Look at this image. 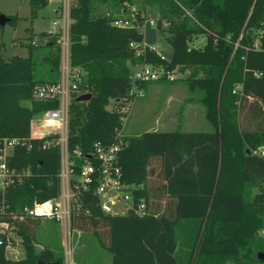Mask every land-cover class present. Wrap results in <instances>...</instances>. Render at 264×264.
<instances>
[{
    "label": "trees",
    "instance_id": "16d2710c",
    "mask_svg": "<svg viewBox=\"0 0 264 264\" xmlns=\"http://www.w3.org/2000/svg\"><path fill=\"white\" fill-rule=\"evenodd\" d=\"M28 3L33 17L48 2ZM134 5H141L135 14L140 26L141 13L148 7L157 11L156 27L171 49L164 67L190 71L187 89L198 93L194 101L210 131L119 137L122 109L131 101L126 62H159L153 50L142 47L137 27L112 24L128 21L123 14ZM99 7L108 11L96 14ZM69 17V65L83 73L81 89L91 99L70 102L68 151L86 155L95 142L110 145L121 139L123 181L135 187L134 203L146 204L141 218L109 217L88 195L83 204L89 215L74 216L70 231L91 235L110 264H264V237L259 236L264 234V155L257 154L264 147V0H77ZM8 18L13 27L22 19ZM27 50L26 57L0 54V140L27 138L32 118L57 107L20 105L30 101L35 86L54 84L60 76L55 38ZM41 143L32 141L30 151L16 149L9 161L29 176L0 195V203L9 206L0 223L13 227L24 256L9 261L5 250L11 242L0 234V264H64L49 247L36 250L39 219L15 220L9 214L59 192V151H42Z\"/></svg>",
    "mask_w": 264,
    "mask_h": 264
},
{
    "label": "built area",
    "instance_id": "2783aa9c",
    "mask_svg": "<svg viewBox=\"0 0 264 264\" xmlns=\"http://www.w3.org/2000/svg\"><path fill=\"white\" fill-rule=\"evenodd\" d=\"M61 5V10L56 14L58 19L51 22L52 30L47 36H41L39 42L31 40V46L45 45L49 39L55 38L61 51L60 76L54 84H43L34 87L30 102L56 103L55 109L42 112L30 124L27 138H5L0 140V195L4 197L9 187L29 176L28 171L19 172L9 166L16 149H32V141H41L42 151L57 148L59 151V179L58 194L42 203H33L20 210L9 214L15 220H45L58 225L61 232L69 234L71 220L74 216L89 215V210L84 207V199L90 195L95 198L96 206L100 212L109 217H125L134 215L141 218L146 215V204L143 200L134 203L132 191L134 186H129L123 181V174L118 163L119 153L122 150V140L105 145L95 142L88 154H83L79 149L68 151V113L70 102L74 97L83 95L81 89L83 73L69 65V26L71 20L69 12L77 0H47ZM63 26H60V23ZM113 26L117 28L130 27L128 21L116 20ZM150 25H155L149 21ZM258 40L255 46H258ZM130 47H135L133 44ZM148 47L146 45L142 46ZM149 49L155 50L151 47ZM140 52L137 53L139 55ZM156 53V52H155ZM157 55V54H156ZM155 64L141 63L130 76L131 87L128 97L133 100L143 97V90L138 87L141 83H155L158 81L173 82L177 79V69H168L164 64L169 63L161 55ZM240 86L236 88L239 90ZM85 92V91H84ZM81 93V94H80ZM129 102V101H128ZM122 111L125 113L124 108ZM123 120V119H122ZM33 125V127H32ZM120 137V136H119ZM9 208L4 200L0 203V214ZM12 228L9 224L0 223V234L10 240L6 232ZM1 244V241H0Z\"/></svg>",
    "mask_w": 264,
    "mask_h": 264
},
{
    "label": "rangeland",
    "instance_id": "374dc122",
    "mask_svg": "<svg viewBox=\"0 0 264 264\" xmlns=\"http://www.w3.org/2000/svg\"><path fill=\"white\" fill-rule=\"evenodd\" d=\"M76 5L77 3L74 2V6ZM139 9L141 5L128 7L123 17L128 18L130 27H137L142 32L143 45L153 48L157 56L161 55L170 59L171 49L165 42L164 36L155 25L149 24V21H153L154 24L157 22L159 17L157 11L148 7L145 12L141 13V17L145 19L140 26L135 16ZM59 10H61L60 4L48 2L32 17L28 0H0L1 14L7 17L17 15L22 18L16 27L9 23L0 27V54L5 59L14 56L26 57L28 42L31 40L39 42L41 33H48L52 30L51 22L58 19L59 16L57 17L56 14ZM106 11H108L107 8L99 7L95 13L101 14ZM60 26L65 29L62 22ZM165 28L167 25L162 24V29ZM202 43L203 39L197 41V44ZM140 65V62H126L130 75ZM189 74L190 71L177 70V79L174 83H147L143 88L142 98L125 103V114L119 136L121 138L137 137L145 132H171L173 130L210 131V126L204 119L202 107L194 101L198 93H191L187 89L186 78ZM82 93L87 94L88 92L83 91ZM30 104V101L20 103L24 108H29ZM108 108L111 109L112 106ZM35 118L36 116L32 120ZM32 120L30 123L33 122ZM257 154L262 153L257 151ZM256 192L257 190L254 189L252 194ZM6 234L11 242L5 250L6 258L13 262L21 260L24 253L21 239L12 228H8ZM259 236L264 237V234L260 232ZM44 247H49L57 256H62L64 264H110V256L98 247L91 235L71 231L66 234L61 232L56 223L40 220V225L35 231V248L40 251Z\"/></svg>",
    "mask_w": 264,
    "mask_h": 264
},
{
    "label": "water",
    "instance_id": "95a60500",
    "mask_svg": "<svg viewBox=\"0 0 264 264\" xmlns=\"http://www.w3.org/2000/svg\"><path fill=\"white\" fill-rule=\"evenodd\" d=\"M9 22V18L6 17L3 14H0V27H4L7 23ZM91 99L90 94H83L79 97L76 98L77 102H88ZM37 264H58V263H43V262H38Z\"/></svg>",
    "mask_w": 264,
    "mask_h": 264
},
{
    "label": "crops",
    "instance_id": "0c3cea01",
    "mask_svg": "<svg viewBox=\"0 0 264 264\" xmlns=\"http://www.w3.org/2000/svg\"><path fill=\"white\" fill-rule=\"evenodd\" d=\"M55 11V10H54ZM19 17V16H18ZM263 151H264V147H262V148H260L259 150H258V152L259 153H262L261 155H263L264 153H263ZM23 256H24V253H23ZM23 258V257H22ZM21 258V259H22ZM17 261H19V260H17Z\"/></svg>",
    "mask_w": 264,
    "mask_h": 264
}]
</instances>
